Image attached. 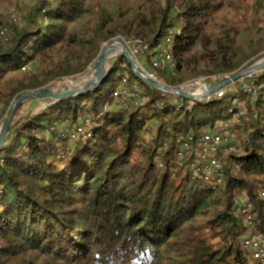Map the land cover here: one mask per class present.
Listing matches in <instances>:
<instances>
[{
    "label": "trees",
    "instance_id": "obj_1",
    "mask_svg": "<svg viewBox=\"0 0 264 264\" xmlns=\"http://www.w3.org/2000/svg\"><path fill=\"white\" fill-rule=\"evenodd\" d=\"M1 4L21 23H0V122L22 95L88 73L118 37L148 43L144 59L174 89L264 57V0ZM168 38L173 67L155 69ZM118 62L95 91L10 126L0 150V264H264L243 246L264 235V71L250 94L194 102ZM122 79L129 96L116 98ZM207 133L234 140L220 185L194 167ZM246 203L254 230L240 213Z\"/></svg>",
    "mask_w": 264,
    "mask_h": 264
},
{
    "label": "built area",
    "instance_id": "obj_2",
    "mask_svg": "<svg viewBox=\"0 0 264 264\" xmlns=\"http://www.w3.org/2000/svg\"><path fill=\"white\" fill-rule=\"evenodd\" d=\"M6 31L3 29V31L0 32L1 36H5ZM166 43L169 46L165 45H159L157 49L155 50V55L152 57V65L155 69H164V68H172L173 67V61L171 56V38H168L166 40ZM127 47L134 56L135 59L144 56L147 53H150V46L148 43L136 39L133 41L126 42ZM260 73H255L250 76H248L245 79H242L239 81V85L241 87V90L245 93H252L255 91L254 84L250 82L253 79H257L259 77ZM154 79L158 81V78L152 75ZM219 80L220 82L224 80L225 78L216 77L215 80ZM124 84H126V79H122L118 89H116L114 96L117 98L120 94H123L125 96H129L128 89L124 88ZM226 88V87H225ZM220 89L214 97L221 98L224 96V89ZM138 88L134 87V90H137ZM208 85L205 84L204 86V93H207L208 91ZM245 110L243 109V112ZM235 151L234 146V140H232L229 137H224L217 133H207L204 134L200 140L197 143V148L195 149L194 155L198 159V163L194 164V167L198 171H203L206 179L209 180L214 185H220L222 182V176H223V163L221 160V157L224 155H228L230 153H233ZM261 198L264 199V192L261 193ZM253 207L250 203H246L241 209L240 213L242 215V218L245 220L246 224L249 226L251 230L255 229L254 225V218L251 213V209ZM243 246L245 249L250 251L252 258L255 260H261L264 259V235L259 233H254L250 235V237H247L244 240Z\"/></svg>",
    "mask_w": 264,
    "mask_h": 264
},
{
    "label": "water",
    "instance_id": "obj_3",
    "mask_svg": "<svg viewBox=\"0 0 264 264\" xmlns=\"http://www.w3.org/2000/svg\"><path fill=\"white\" fill-rule=\"evenodd\" d=\"M117 42L121 46V51H119V55L127 59L128 63L132 67L133 73L136 75V77L139 80L144 82L150 88L160 90L164 93L172 94L177 97L188 99L194 102L211 99L220 89L225 88L231 84L237 83L252 74L260 73L262 70H264V61L255 63L251 67H247L243 69L242 71L234 74L233 76L231 75L228 78H225L224 80L219 82L217 85L213 86L210 90H208L207 93L200 95V96H192L191 94H188L182 91V89H176V88L174 89V88L168 87L167 85L162 84L161 82L154 79L151 74L147 73L146 71L140 68L136 59L130 53L124 39H119L117 40ZM110 51L113 52L116 50L111 49ZM99 58L100 59H98L97 65L94 68L92 80L84 87L71 88L70 85L64 84L59 90L55 91L51 89L50 86H48L46 88L44 87V89H41L39 91L24 94L20 98L15 100L12 106V109L10 110V113L8 114L5 122L3 123L0 129V150H2L5 145L6 136L9 132L10 126L12 125L15 113L17 109L24 102L35 100V101H49L51 102V104H53V103H58V101L60 102L66 99H71V98L74 99V97L85 95V94L95 91L102 84V82L104 81V79L109 73V66L107 69L105 67L106 62H107V49H105L102 52ZM61 82L62 81H60V83L59 82L57 83L61 85L62 84Z\"/></svg>",
    "mask_w": 264,
    "mask_h": 264
},
{
    "label": "rangeland",
    "instance_id": "obj_4",
    "mask_svg": "<svg viewBox=\"0 0 264 264\" xmlns=\"http://www.w3.org/2000/svg\"><path fill=\"white\" fill-rule=\"evenodd\" d=\"M14 20L18 23L19 22L21 23V17L19 15V12H17V10L15 9V7L11 6L9 4H1L0 5V23H2L4 25H8L9 22H12ZM119 39H122V38L118 37V38L114 39L111 43L104 45V47L102 48L101 54L105 49H108V48H110L112 50H116V51H121V46L117 42V40H119ZM111 44H113V45H111ZM120 56L121 55H119V53H112V54L108 53V58H107L106 66H105L106 69L108 68V66L110 69L111 65H112V67H115L116 65L118 67L120 64L118 62V58ZM97 61H96V63H94L89 68L88 73H85L84 75L76 77L74 79H70V78L65 79L61 82L62 85H64V84L69 85V83H71V82L75 83L76 85L82 84L83 80L89 74L94 72V68L97 65ZM136 61H137L138 65L140 66L141 69H143L144 71H146L147 73H149L151 75H154V76L157 75V74H154V72L151 70L149 64L147 63L146 59H144L143 56L137 58ZM263 61H264V57L262 59H260L259 61H257L256 63L263 62ZM248 67H251V66H248ZM23 71L27 72L28 69L27 70L23 69ZM263 71L264 70H262L260 73H263ZM9 77H11V76H9ZM18 77H19V75H18ZM158 81L161 82L162 84H165L164 81L161 79H158ZM219 82L220 81L218 79L215 80V78H213V77H210L209 79L201 78V79H198L196 81L187 83V84H185L182 87L177 88V89H182V91H184L188 94H191L192 96H200L197 94L198 92H196V89H201L206 84V85H208V88H209L208 90H210L213 86L217 85ZM58 86H60L59 83H54V84L50 85V88L56 91V90H58ZM240 90H241L240 85L235 84V83L227 86L224 89L225 92L230 91L232 93H237ZM203 93H204V91H203ZM50 105H51V102H49V101H35V100L26 101L17 109L12 124L15 123L16 121H18L21 117L26 116L27 114H32V115L39 114L41 111H43L45 108L49 107ZM7 116L0 122V129L3 125V123L5 122Z\"/></svg>",
    "mask_w": 264,
    "mask_h": 264
},
{
    "label": "bare ground",
    "instance_id": "obj_5",
    "mask_svg": "<svg viewBox=\"0 0 264 264\" xmlns=\"http://www.w3.org/2000/svg\"><path fill=\"white\" fill-rule=\"evenodd\" d=\"M111 49L110 48H108L107 49V58H108V53L109 54H112V53H119V51H113V52H111L110 51ZM92 78H93V73H91V74H89L84 80H83V82H82V84H79V85H76L75 83H69V85H70V87L71 88H76V87H84L85 85H87L91 80H92ZM203 86V85H202ZM62 87V84L60 85V86H58V90L60 89ZM203 91H204V86H203V88H201V89H196V92H198L197 94L198 95H200L201 93H203Z\"/></svg>",
    "mask_w": 264,
    "mask_h": 264
}]
</instances>
